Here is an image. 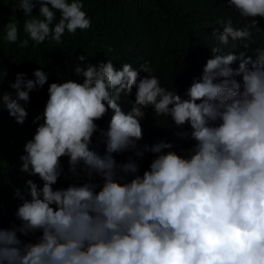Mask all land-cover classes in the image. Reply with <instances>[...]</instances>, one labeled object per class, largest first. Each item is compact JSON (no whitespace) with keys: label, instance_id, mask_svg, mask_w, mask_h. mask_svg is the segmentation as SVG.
Masks as SVG:
<instances>
[{"label":"clouds","instance_id":"9594fccd","mask_svg":"<svg viewBox=\"0 0 264 264\" xmlns=\"http://www.w3.org/2000/svg\"><path fill=\"white\" fill-rule=\"evenodd\" d=\"M227 5L251 22L240 29L231 19L223 22L220 46L211 48L212 58L184 98L161 86L146 65L140 71L148 75L141 76L131 64L117 70L111 61L75 67L82 83L48 85L44 110L33 120L38 126L19 157V171L41 183L28 179L23 194L16 190L19 225L0 228V264H264V49H255L254 58L246 54L255 43L249 29L257 28L256 17L264 19V0ZM19 7L32 17L20 47L29 40L60 44L66 31L91 27L81 0H20ZM5 27L4 39L16 43L17 23ZM229 39L246 51L225 54L221 46ZM32 75L17 73L10 84L14 95L0 93V109L18 125L28 116L30 92L48 83L42 68ZM133 89L125 112L120 97ZM148 108L170 118L176 134L193 146L182 155L163 141L141 148L140 121ZM109 110L101 156L92 150V138L101 131L96 121ZM125 152L154 158L141 175L131 156L114 158ZM65 157L74 174L83 166L87 180L54 189ZM18 233L34 239L22 241Z\"/></svg>","mask_w":264,"mask_h":264},{"label":"trees","instance_id":"16d2710c","mask_svg":"<svg viewBox=\"0 0 264 264\" xmlns=\"http://www.w3.org/2000/svg\"><path fill=\"white\" fill-rule=\"evenodd\" d=\"M71 2V0H69ZM82 10L91 21L87 30L77 29L75 34L67 31L62 36V43L45 41L35 45L29 40L27 48L20 47L22 40L28 36L23 30L26 20L20 9V0H0V93H13L10 84L15 81L17 73H24L26 79H34L33 72L41 69L47 74L48 83L42 88L30 92V100L24 105L28 116L23 125L15 123L6 110L0 109V228L15 229L19 222L15 216L21 201L16 196V190L21 194L26 190L28 179L41 183L37 177H29L19 171L24 154L25 143L30 140L38 124L33 120L42 114L48 99V85L75 80L82 83V78L74 75L77 66L86 64L99 65L111 61L119 70L124 64H131L140 71L146 65L151 74L156 76L161 86L174 89L184 98L194 78L202 74L206 61L212 58L211 48L220 46L217 36L223 31V22L231 19L235 28L248 26L252 18H243L227 5V0H81ZM50 7V6H49ZM39 5L32 12L38 16ZM56 12V21L60 19ZM42 19V17H40ZM257 28H250L253 33L252 43L246 54L253 56L255 49H264V19L256 17ZM220 21L221 23H217ZM16 22L19 38L16 43L7 42L6 25ZM216 35H213V32ZM225 54L238 55L246 51L242 42L232 41L221 46ZM85 55L81 62L77 58ZM239 61L231 67L237 69ZM7 74L2 80V73ZM141 76L148 73L140 71ZM135 89L130 95L122 94L119 104L123 111L130 110L134 101ZM145 116L140 121L143 139L139 141L151 147L161 141L171 143L173 150L183 154L193 146L176 133L170 118L156 116L151 108L145 109ZM113 113L108 111L101 120L96 121L98 131L92 140V150L103 156L105 154L104 133L107 132ZM39 123V122H38ZM187 130V127L185 128ZM132 157L139 166L140 174L148 169L154 158L150 152L142 158H136L132 153L114 154L118 162H124ZM64 169L54 189H64L70 184H82L87 177L83 166L75 172L69 170L67 158L61 159ZM131 177H129L130 179ZM39 235V233H37ZM19 236V233H18ZM22 241L30 242L34 238L19 236Z\"/></svg>","mask_w":264,"mask_h":264}]
</instances>
